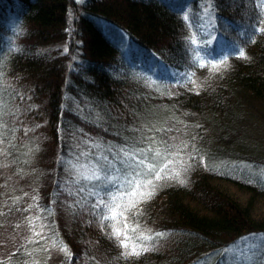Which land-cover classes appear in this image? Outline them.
I'll list each match as a JSON object with an SVG mask.
<instances>
[{"label":"trees","instance_id":"16d2710c","mask_svg":"<svg viewBox=\"0 0 264 264\" xmlns=\"http://www.w3.org/2000/svg\"><path fill=\"white\" fill-rule=\"evenodd\" d=\"M257 28L264 0H0V264H198L264 235V182L224 161L261 167L249 154L264 148ZM192 39L207 44L206 67L192 63ZM221 59L213 73L208 60ZM121 148L159 149L158 167L171 160L162 175L186 180L158 182L120 216L117 228L151 247L130 259L109 219L101 227L99 199L67 178L71 165L122 177ZM178 152L188 156L175 165Z\"/></svg>","mask_w":264,"mask_h":264},{"label":"snow or ice","instance_id":"6c2138e0","mask_svg":"<svg viewBox=\"0 0 264 264\" xmlns=\"http://www.w3.org/2000/svg\"><path fill=\"white\" fill-rule=\"evenodd\" d=\"M213 8L214 4L210 2L206 4L205 12L211 13ZM183 19L190 22L187 15H185ZM255 31H264V29L257 28ZM190 43L192 45H196V54L192 63L201 68L206 67L207 65L204 62L205 58L200 55V49L201 47H207V44L200 45L196 39H192ZM240 56L242 58H247L244 51H240ZM208 64L211 65L213 73L221 72L222 70H226L228 67L224 63L223 59L219 61L208 60ZM188 78L190 82H194L190 77ZM149 151H154V157L152 160L148 157ZM120 153L124 157L121 161V163L124 164V168L118 169L117 171L123 172V176H113L108 178L105 180L104 184L106 187L107 184L114 183L117 179H120V191L118 193L111 194L110 201H105L103 198H100L98 191L91 193V195L96 196L99 199V204L102 205L104 209V213L100 217L101 227H103L104 220H115L118 216H122L125 212L136 210L141 203L152 199L161 187L158 182L164 179H175L176 182L181 185L186 183V180L181 178V171H174L170 175H162L168 167L167 163H165L163 167H158L154 160L156 157H162L167 160L168 157L165 156L159 149L145 150L133 148L131 150H125L121 148ZM183 171H187V169L184 168ZM83 178L86 180L101 179L95 172H93L91 176L85 175ZM69 194L71 195L72 193L70 192ZM93 207L95 208L96 206L94 205ZM156 237L164 238V233L158 232L155 237L149 234L141 233L139 239L141 241L152 242ZM109 238L116 241L117 246L122 250L121 256L124 259L138 258L151 250V247L147 244L142 243L137 245L136 243L131 242L127 234L121 232L119 229H114Z\"/></svg>","mask_w":264,"mask_h":264},{"label":"rangeland","instance_id":"374dc122","mask_svg":"<svg viewBox=\"0 0 264 264\" xmlns=\"http://www.w3.org/2000/svg\"><path fill=\"white\" fill-rule=\"evenodd\" d=\"M253 130H255V128H253ZM256 132H260V130ZM254 139H256V137H246V138L241 137V142L242 143L250 142V144H253V141H255ZM177 154H178V158L172 161V163L175 165L180 161L182 162L188 156L185 152L184 153L178 152ZM224 154H231V152H220V153L217 152L215 156L217 160H219L220 158H223ZM237 154H243V152H237ZM249 154H251L252 157H257L256 161H259L257 166H261L259 170L257 168L252 167L251 164H247V162L240 161L234 158H225L224 161L228 165L239 166L238 169L243 171L244 174H248V173L254 174V176H256L255 178H258V180L264 182V148L261 147L258 149V152L252 151ZM170 162L171 160L168 161L167 163ZM215 163L217 164V162ZM164 164L165 162L163 163V165ZM220 167L221 166H216V168L219 169ZM67 170L69 171V175L67 176V178L69 180L71 178L75 179L74 183L83 182L85 186L91 190L89 193L98 191L100 194L101 191H110L112 194H115L120 191V184H121L120 179H117L114 183L107 184L106 187L104 186L105 183L103 182V180L101 181L100 179L99 180L84 179L83 177L85 175L91 176L93 174V172L90 171V168L87 165H80V166L71 165L70 168ZM250 170L252 171L250 172ZM97 175L100 176V178L104 179V177L100 173H97ZM116 177H121V176L118 175ZM76 184L77 183H75V185ZM76 190H78L77 187ZM89 193H87V196L91 197L92 195H90ZM92 198L93 197H91L90 199ZM109 223H111L114 229H119L117 227L120 226L121 228L122 222L120 216H118L115 220L109 219ZM205 259H206V263H204L203 261L198 264H264V235H260V234L243 235L238 239V241L234 243H231L229 245H226L218 249L211 250L209 254L206 255Z\"/></svg>","mask_w":264,"mask_h":264}]
</instances>
